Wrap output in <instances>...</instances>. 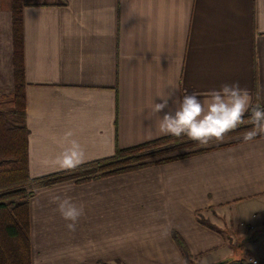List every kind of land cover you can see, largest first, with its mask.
<instances>
[{"label": "crops", "instance_id": "1", "mask_svg": "<svg viewBox=\"0 0 264 264\" xmlns=\"http://www.w3.org/2000/svg\"><path fill=\"white\" fill-rule=\"evenodd\" d=\"M21 16L32 179L65 171L51 160L68 132L86 163L169 136L151 108L172 89L239 82L264 107V0H22ZM12 51L11 0H0V99L13 89ZM239 140L83 182L29 183L31 264H264V135ZM65 196L84 209L75 231L57 210Z\"/></svg>", "mask_w": 264, "mask_h": 264}, {"label": "trees", "instance_id": "2", "mask_svg": "<svg viewBox=\"0 0 264 264\" xmlns=\"http://www.w3.org/2000/svg\"><path fill=\"white\" fill-rule=\"evenodd\" d=\"M21 6L22 0H11L14 84L11 93L5 97L12 104V115L18 118H15V121L12 122L0 110V190H9L0 193V264H31L28 198L32 192H26V189L18 186L26 183H32L34 186H48L72 178H76L78 182H83L152 164L169 162L240 141L236 140L210 147L196 148L152 162H139L144 157H157L168 152L201 145L198 142L188 140L187 137L176 138L169 135L127 148L117 147L113 156L86 163L73 171H62L35 179L30 178L27 169L28 130L24 124L25 98L23 90L25 80ZM3 96H1L2 100ZM248 128L251 129L252 125L241 126L238 130L227 134L225 138ZM168 144H171V146L159 149L156 152L141 153L145 150ZM129 162L137 163L124 165ZM107 166L113 167V169H106ZM195 214L199 217V221L203 222L200 212L196 211ZM172 237L185 260L189 263L193 256L189 253L186 245L177 233L172 232ZM220 263L226 264L227 261Z\"/></svg>", "mask_w": 264, "mask_h": 264}, {"label": "clouds", "instance_id": "3", "mask_svg": "<svg viewBox=\"0 0 264 264\" xmlns=\"http://www.w3.org/2000/svg\"><path fill=\"white\" fill-rule=\"evenodd\" d=\"M176 91L172 89L166 95H158L159 102L156 98L151 108L152 113L159 116L161 134L187 137L201 145H208L213 141L222 142L227 134L247 124L252 128L243 140L252 141L256 136L264 135V107L253 104L249 90L241 88L239 82L223 84L207 94L193 92L177 97ZM72 135L71 132L66 133L68 146L51 160V165L58 170L73 171L87 162L86 149L72 139ZM55 200L57 210L67 222V229L75 231L84 214L83 206H78L67 196L56 197Z\"/></svg>", "mask_w": 264, "mask_h": 264}, {"label": "rangeland", "instance_id": "4", "mask_svg": "<svg viewBox=\"0 0 264 264\" xmlns=\"http://www.w3.org/2000/svg\"><path fill=\"white\" fill-rule=\"evenodd\" d=\"M11 93V92H10ZM9 93V94H10ZM6 96L8 95H4L3 96V100L2 98L0 99V110L4 112L6 118L10 121H15V118H18L16 117L15 115L13 116L12 115V104L9 100H7V98H5ZM244 127H247L248 125H242ZM251 130L250 128L248 129H245L244 131L238 133V134H235V135H231V136H228L227 138H225L222 142H210L208 145H199L197 147H192V148H185V149H181V150H176V151H172V152H168V153H165L163 155H160L159 157H148V158H142V160H140L139 162H152V161H156L158 159H161V158H165L167 156H171V155H176V154H180V153H183V152H186V151H191V150H194L196 148H205V147H210V146H213V145H219V144H224V143H228V142H231V141H236V140H239V139H242L243 136L246 134L247 131ZM168 146H171V144H168V145H161V146H158L154 149H149V150H145L141 153H149V152H156L158 151L159 149H164ZM162 156V157H161ZM138 162V161H137ZM137 162H129L127 164H124V165H132V164H136ZM123 165V166H124ZM106 169H113V167H109L107 166ZM29 183H26V184H23L21 186H18L19 188H24L26 189V192H29ZM6 191H9L8 189H1L0 190V193H4ZM201 217V216H200ZM257 233V231L254 232V235ZM238 260V258H237ZM242 260V259H240ZM192 261V259H191ZM190 261V262H191ZM189 262V263H190ZM228 262V261H227Z\"/></svg>", "mask_w": 264, "mask_h": 264}, {"label": "built area", "instance_id": "5", "mask_svg": "<svg viewBox=\"0 0 264 264\" xmlns=\"http://www.w3.org/2000/svg\"><path fill=\"white\" fill-rule=\"evenodd\" d=\"M252 262H253V263H257V261H256V260H253Z\"/></svg>", "mask_w": 264, "mask_h": 264}, {"label": "water", "instance_id": "6", "mask_svg": "<svg viewBox=\"0 0 264 264\" xmlns=\"http://www.w3.org/2000/svg\"><path fill=\"white\" fill-rule=\"evenodd\" d=\"M215 264H221V263L219 262V263H215Z\"/></svg>", "mask_w": 264, "mask_h": 264}]
</instances>
